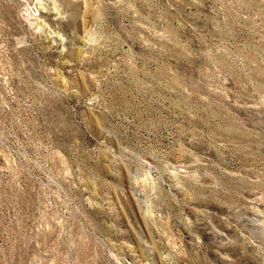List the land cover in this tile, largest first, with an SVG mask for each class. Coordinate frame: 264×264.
I'll list each match as a JSON object with an SVG mask.
<instances>
[{
  "label": "rangeland",
  "instance_id": "rangeland-1",
  "mask_svg": "<svg viewBox=\"0 0 264 264\" xmlns=\"http://www.w3.org/2000/svg\"><path fill=\"white\" fill-rule=\"evenodd\" d=\"M0 264H264V0H0Z\"/></svg>",
  "mask_w": 264,
  "mask_h": 264
}]
</instances>
